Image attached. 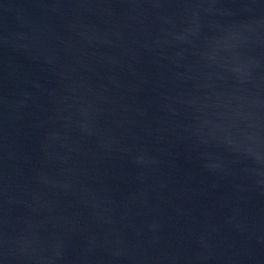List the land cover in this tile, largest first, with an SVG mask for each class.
Listing matches in <instances>:
<instances>
[{
  "label": "water",
  "instance_id": "95a60500",
  "mask_svg": "<svg viewBox=\"0 0 264 264\" xmlns=\"http://www.w3.org/2000/svg\"><path fill=\"white\" fill-rule=\"evenodd\" d=\"M0 264H264V0H0Z\"/></svg>",
  "mask_w": 264,
  "mask_h": 264
}]
</instances>
